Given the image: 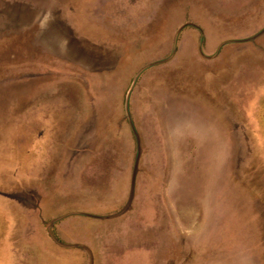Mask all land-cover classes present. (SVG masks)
I'll return each instance as SVG.
<instances>
[{
	"label": "rangeland",
	"instance_id": "1",
	"mask_svg": "<svg viewBox=\"0 0 264 264\" xmlns=\"http://www.w3.org/2000/svg\"><path fill=\"white\" fill-rule=\"evenodd\" d=\"M140 135L135 197L128 202ZM255 37V38H254ZM254 38V39H253ZM264 264V0H0V264Z\"/></svg>",
	"mask_w": 264,
	"mask_h": 264
},
{
	"label": "water",
	"instance_id": "2",
	"mask_svg": "<svg viewBox=\"0 0 264 264\" xmlns=\"http://www.w3.org/2000/svg\"><path fill=\"white\" fill-rule=\"evenodd\" d=\"M188 26H193L195 28H197L200 33H201V38L199 39V52L200 54L204 57V58H214L218 55V53L220 52L221 48L228 44V43H234V42H244V41H248V39L246 40H231V41H226V42H223L220 47L218 48L217 52L212 55V56H208L206 55L204 52H203V38H204V32L203 30L197 26L196 24H193V23H186L184 25H182L176 32L175 36H174V41H173V48H172V52L171 54L164 58V59H161V60H157V61H154V62H151L149 64H146L145 66H143L139 71L138 73L136 74V76L134 77L133 79V82L130 86V89L127 93V96H126V100H125V113H126V116H127V119L132 127V130H133V133L136 137V142H137V156H136V161H135V164H134V169H133V173H132V179H131V186H130V195H129V199H128V202L127 204L125 205V207L119 211L118 213L116 214H113V215H108V216H104V215H97V214H91V213H85V212H79V211H76V212H70V213H67L63 216H60L59 218L55 219L53 222H52V225L55 224L56 222L66 218V217H70V216H73V215H81V216H85V217H91V218H95V219H99V220H106V219H113V218H116V217H119L121 215H123L125 212H127L132 203H133V199L135 197V189H136V181H137V174H138V171H139V161H140V158H141V154H142V144H141V138H140V135L135 127V124L132 120V117H131V113H130V99H131V94H132V91L135 87V84L136 82L138 81V78L140 77V75L146 71L147 69H150L152 67H155V66H158V65H161V64H164V63H167L168 61H170L171 59L174 58V56L176 55V52L178 50V40H179V36L181 34V32ZM255 38V37H254ZM253 38V39H254ZM49 234L51 236V238L54 240V242H56L59 246H62L64 248H84L86 250H88L89 254H90V264H94V256H93V252L92 250L84 245V244H64L62 242H60L56 237L55 235L53 234L52 232V226L49 227Z\"/></svg>",
	"mask_w": 264,
	"mask_h": 264
}]
</instances>
